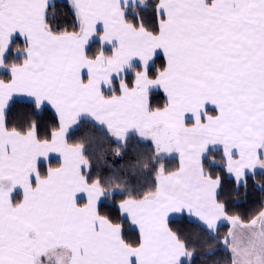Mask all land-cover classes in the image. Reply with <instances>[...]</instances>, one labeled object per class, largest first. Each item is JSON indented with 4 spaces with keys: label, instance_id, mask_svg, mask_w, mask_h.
Wrapping results in <instances>:
<instances>
[{
    "label": "snow or ice",
    "instance_id": "obj_1",
    "mask_svg": "<svg viewBox=\"0 0 264 264\" xmlns=\"http://www.w3.org/2000/svg\"><path fill=\"white\" fill-rule=\"evenodd\" d=\"M64 7L0 0V264H264V0Z\"/></svg>",
    "mask_w": 264,
    "mask_h": 264
},
{
    "label": "trees",
    "instance_id": "obj_2",
    "mask_svg": "<svg viewBox=\"0 0 264 264\" xmlns=\"http://www.w3.org/2000/svg\"><path fill=\"white\" fill-rule=\"evenodd\" d=\"M57 3V12L60 14L66 13L67 12V8L64 7V5L67 4L66 1L64 0H56ZM158 103H162V99L158 98ZM23 116V110H21V112L19 113V117ZM99 136L100 134L95 132L92 129H89L87 127H85L83 129V131L78 133V136ZM111 145L105 144V143H101L99 145L100 149H107L109 152V159L112 161H117L118 158L111 156ZM135 151V146L134 145H130L129 149H128V155L125 158L126 160L128 158H130ZM119 162H123V161H119ZM226 179H229L228 177H225ZM258 181L264 183V177H260L258 176L256 178ZM264 198V193H261L259 191V189H257L255 187V183L250 179L249 180V186L245 192L244 189H241L237 194H234V200L233 203L235 204L236 209L241 212L242 214H244L245 217H247L251 211H253L254 209L259 207V202L260 200ZM228 230V227L225 226L223 228H221V234L225 233ZM189 231L192 233V236L194 239H198L199 238V230L195 229V228H189ZM227 257V253L223 250L217 251L215 256L212 257V261H221L223 259H226ZM195 264H211V262H207L204 259H201L199 256H197L195 258Z\"/></svg>",
    "mask_w": 264,
    "mask_h": 264
},
{
    "label": "crops",
    "instance_id": "obj_3",
    "mask_svg": "<svg viewBox=\"0 0 264 264\" xmlns=\"http://www.w3.org/2000/svg\"><path fill=\"white\" fill-rule=\"evenodd\" d=\"M64 1H66V2H67V0H64Z\"/></svg>",
    "mask_w": 264,
    "mask_h": 264
}]
</instances>
